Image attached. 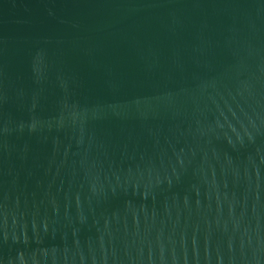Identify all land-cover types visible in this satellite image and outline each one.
<instances>
[{"label":"water","instance_id":"obj_1","mask_svg":"<svg viewBox=\"0 0 264 264\" xmlns=\"http://www.w3.org/2000/svg\"><path fill=\"white\" fill-rule=\"evenodd\" d=\"M0 264H264V0H0Z\"/></svg>","mask_w":264,"mask_h":264}]
</instances>
